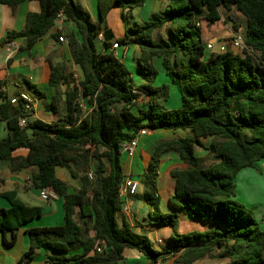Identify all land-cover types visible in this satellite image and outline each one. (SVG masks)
Masks as SVG:
<instances>
[{
	"label": "trees",
	"instance_id": "trees-1",
	"mask_svg": "<svg viewBox=\"0 0 264 264\" xmlns=\"http://www.w3.org/2000/svg\"><path fill=\"white\" fill-rule=\"evenodd\" d=\"M23 1H37L39 12L28 13L23 30L8 33L6 44L23 38L24 49L30 50L61 13L74 23L80 36L65 37L81 78L65 93L66 117L60 123L34 119L20 127L21 105L13 106L0 96V121L7 128L6 137L0 140V163H8L11 171L33 168L31 186L36 190L51 188L62 199L63 223L24 230L29 248L18 264L30 262L39 249L53 253L46 256L49 264H123L125 250L138 252L147 264H158L170 256L176 264H194L206 258L226 260L225 264H264V230L250 211L233 200L237 174L264 160V0H167L162 16L126 29L122 38L112 42L137 46V71L144 80L137 87L119 59L96 50L100 23L93 21L80 3L0 0V4L14 8ZM144 1L112 0V6L132 10ZM231 9L241 16L233 30H241L250 52L240 55L227 50L204 59L212 29L223 27L221 12ZM163 27L166 39L160 35ZM110 44L104 40L103 49ZM158 59L171 84L180 91L177 109H165L162 104L169 96V85H154L159 75ZM68 78L63 64L50 65L52 112L58 107L59 86ZM79 97L92 108L87 115L82 114ZM144 128L189 132L188 137L154 147L142 179L143 193L132 197L156 210L161 155L174 152L189 165L187 170L171 173L175 181L169 200L173 213L157 217L159 223L172 229L169 248L157 249L146 235L134 232L126 220L116 217L121 205L118 186L123 179L119 147ZM206 138H212L209 147L215 162L200 168L194 153L204 147L200 140ZM20 149L26 150L25 156L14 157ZM56 168L67 169L72 178L80 174V188L69 191L56 177ZM90 171L92 180L87 177ZM0 199L8 204L0 206V234L3 244L10 247L15 233L41 217L42 210L25 205L15 192L1 193ZM187 212L212 226L179 234V213ZM5 233L10 234L9 241L4 239ZM99 242L109 248L107 252L96 251ZM75 249L80 251L73 252Z\"/></svg>",
	"mask_w": 264,
	"mask_h": 264
},
{
	"label": "crops",
	"instance_id": "crops-1",
	"mask_svg": "<svg viewBox=\"0 0 264 264\" xmlns=\"http://www.w3.org/2000/svg\"><path fill=\"white\" fill-rule=\"evenodd\" d=\"M73 1L80 3L88 11L92 20L100 23L99 36L102 41L99 42L97 40V42L101 44L104 40L106 43L110 44L114 40L122 38L125 35L126 29L131 28L130 25L123 22L121 23L120 21V19H123V12H127L128 15L131 13V10L125 9L122 11L120 8H115L113 6L115 8L112 12L114 18L111 19L109 13L111 10L109 8L111 7L103 5V0ZM166 2L167 0H145L143 5L136 8L135 14L131 16L133 22L132 28L143 24L153 16H162ZM101 8L103 14L102 22L100 21ZM39 9L37 1H23L14 8L0 4V96L9 100L21 92H28L34 96L35 99L33 113L29 116L28 121L39 119L45 123H60L66 117L65 93L69 91L73 85H77L73 76H78V80L81 78L77 67L72 62L70 49L65 37L66 34H74L76 38L79 39L80 36L78 35L74 23L65 19L57 20L55 25L30 50L24 49L23 38H15L10 44H6L7 34L10 32L17 33L22 31L27 14L38 13ZM232 11L235 12L237 20L230 16ZM226 13H228L227 18H223L221 15L220 21L223 23V27L215 28L214 30L212 29L211 38L208 42L215 44L218 43V39L220 38L218 35L224 31L230 35L231 29H233V24L241 19V16L234 9H231ZM125 18L127 21V17ZM55 35L58 38H63L64 41L56 40ZM160 35L164 39L167 38V32L164 27L160 30ZM109 46H111V44ZM117 51L119 60L129 70L132 80H134V78L140 79L141 81H139L138 84H142V76L137 71L136 65V59L138 56L137 46L135 44H127L121 46ZM99 52H109V47L104 50L102 46ZM234 53L239 54L238 52ZM160 62V59L155 60L159 69V75L162 76V80L158 84H168L169 91L171 89V93L175 96L173 101L168 96L162 104L163 106L170 104L171 106H176V108L171 107L172 109H177L181 105L180 91L177 86L171 84L165 71L161 68ZM56 64H63L65 67V74L70 76V78L67 79V82L62 83L59 86L57 91L59 97L58 107L56 112H52L49 105L52 102L53 91L49 87L48 78L50 74V65ZM134 86L137 87L138 85ZM31 87L37 90L38 95L34 93V90L31 89ZM139 102L140 100H138V104ZM78 103L83 115L90 113L92 108L87 103L86 99L79 97ZM131 112L134 115L137 114L135 108H133ZM129 132L131 133L132 131ZM6 135V124L5 122L0 121V140L6 137ZM188 136V131L181 130L169 131L158 129L150 131L147 135L140 136L137 139V146L132 156L120 155L123 179L130 177L140 183L137 195L143 193L142 179L151 161V153L154 147L162 142H168L176 138H185ZM200 141L204 147H198L195 150V162L198 167L205 168L215 162L213 153L209 147L213 141L212 138L201 139ZM25 154L26 150L20 149L15 151L13 156H25ZM256 165L255 162L252 167L243 169L238 174H241L246 178H251L254 175V171L259 174L262 169H264V166L260 167ZM92 166H94V162H92ZM188 168L189 165L182 161L176 153L167 152L162 154L159 158L157 167L155 193V198L157 199L156 210L152 205L143 200L132 198L129 202L131 217L127 219L118 213L116 215L118 221L123 219L126 220L133 231L138 234L154 235V241L157 246H159L158 244L164 240L165 245L163 247L159 246L160 249L169 248L167 241L171 235L172 229L167 225L159 223L157 217L158 214L169 215L173 213V208L170 206L169 200L174 194L175 181L172 178L171 173L174 171L187 170ZM254 168H256V170H254ZM33 171V168L23 169L21 171H11L8 163H0V194L15 192L16 198L22 201L25 205L39 207L42 211L44 210L50 215L49 221H51V223H49L48 226H59L63 223L62 199L59 196H56L48 202L41 200L38 190L31 186L30 179ZM55 175L59 180L68 185L69 191L71 192L78 190L81 186L80 174L78 173L77 178H72L67 169L56 168ZM0 206L8 207V204L0 199ZM145 215H147L149 219H146ZM139 219L142 221H139ZM34 220L35 219L23 225L15 233V241L10 247L3 244L2 235L0 234V264H18L22 254L29 248V241L24 234V230L45 226L35 223ZM196 221L197 220H195L189 212L179 213L177 219L178 227L180 223H195ZM180 234L183 233L180 232ZM4 239L9 241L10 234L5 233ZM79 251V249H75L73 252ZM133 253H135L136 256H134L135 254L133 255ZM47 255H53V253L51 251L39 249L35 252L34 258L30 262L22 264H44ZM125 256H134L137 257L134 261H139L143 264L148 263V260L134 250H125L124 258ZM134 261H132V263Z\"/></svg>",
	"mask_w": 264,
	"mask_h": 264
},
{
	"label": "rangeland",
	"instance_id": "rangeland-1",
	"mask_svg": "<svg viewBox=\"0 0 264 264\" xmlns=\"http://www.w3.org/2000/svg\"><path fill=\"white\" fill-rule=\"evenodd\" d=\"M110 4V5H109ZM103 5H108L111 19L114 18V14L112 13L114 8L112 6V0H103ZM117 10V9H116ZM135 14V9L131 10V13L127 15V12H123V19H120L121 23H125L130 25V27H133V22H132V15ZM227 14L225 11L221 12V15L223 18H227ZM230 16L237 20V17L235 15V12L232 11L230 13ZM127 17V21L126 18ZM235 31L231 29V33H234ZM220 38L218 39V43H216L215 50L218 49L219 44H223L228 51H234L238 52L240 55L242 53L232 47L231 44V39L230 35L227 34L226 31L219 33L218 35ZM222 37V38H221ZM95 48L97 51H99L102 48V44L95 41ZM209 56V52L205 49L204 50V59H206ZM162 80V76L159 75L157 76V79L154 83V85L159 86L160 81ZM140 79L134 78L133 84L134 85H142L144 84V80L142 79V84H138ZM169 98L173 101L175 99V96L171 93V89L169 91ZM178 102V99H177ZM176 108V106H171L170 104H167V106H164L165 109H172ZM256 166H264V160L256 162ZM256 170V168H254ZM91 172V171H90ZM92 173V172H91ZM233 200L237 203H240L243 205L248 211H250L252 217L259 223V227L261 230H264V169L258 174V172L254 171V175L251 178H246L241 174H238L235 179V197ZM63 217V215H62ZM146 219H149L147 215H145ZM152 217V216H151ZM50 220V215L46 211H42V216L39 218H35V223H39L42 225H45L44 227H49L48 224L51 223ZM139 221H142L139 219ZM212 226L211 222H204V221H196L195 223H180L179 227H177V232L180 234L181 233H189V232H201L208 230ZM180 231V232H179ZM146 235V234H144ZM147 238L150 240V242L157 248L160 249L159 246L163 247L165 245L164 240L158 244L159 246L156 245L154 241V235L152 234H147ZM163 239V238H162ZM163 244V245H162ZM135 253H133L134 255ZM136 256V254L134 255ZM134 256H125L123 264H143L139 261H134L136 260L137 257ZM132 261H134L132 263ZM227 261L226 260H220V259H212V258H206L204 260H200L194 264H225ZM158 264H176L174 261V257H168L167 259L159 262Z\"/></svg>",
	"mask_w": 264,
	"mask_h": 264
},
{
	"label": "built area",
	"instance_id": "built-area-1",
	"mask_svg": "<svg viewBox=\"0 0 264 264\" xmlns=\"http://www.w3.org/2000/svg\"><path fill=\"white\" fill-rule=\"evenodd\" d=\"M59 19H64L61 13H59L57 16V20ZM196 25L198 26V24ZM234 31H235L234 33L230 34L232 47L238 49L242 54L245 51L250 52V50L246 48V46L242 41L241 30L239 31L234 30ZM58 40L64 41L63 38H59ZM97 40L99 42L102 41L99 35L97 36ZM215 46L216 44L211 42L205 44V48L209 53H224L225 51H227L223 44L218 45L217 50H215ZM119 48H121V46L117 42L112 43L111 46L109 47V52L117 59H119V55L117 51ZM73 79L77 83L79 82L78 76L76 75L73 76ZM7 101H9V103L13 106H17L18 104L21 105V110L23 112V115L18 118V125L20 127H24L28 122L29 116L33 113L34 103H35L34 96L29 94L28 92H21L17 96H14ZM149 132L150 130L146 128L141 129L130 140L121 143L119 147L120 155L132 156L137 146V139L140 136L147 135ZM87 177L89 180H92V173L89 172L87 174ZM139 186H140L139 181L134 180L130 177L122 179V181L118 186V198L121 201L119 213L127 219L131 217L129 202L132 199V197L137 193ZM38 194L40 199L45 202L51 201L54 197L57 196L55 195V193L51 188L40 189L38 190ZM108 249L109 248L102 242H99L96 245V251L99 253L107 252ZM44 264H49V263L45 261Z\"/></svg>",
	"mask_w": 264,
	"mask_h": 264
}]
</instances>
